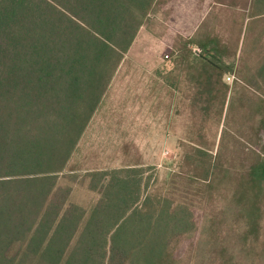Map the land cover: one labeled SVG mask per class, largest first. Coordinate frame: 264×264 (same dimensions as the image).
Listing matches in <instances>:
<instances>
[{"label":"trees","instance_id":"1","mask_svg":"<svg viewBox=\"0 0 264 264\" xmlns=\"http://www.w3.org/2000/svg\"><path fill=\"white\" fill-rule=\"evenodd\" d=\"M157 3L0 0V264H264V0L232 19L234 61L209 6L164 54L167 90L186 89L187 111L219 131L185 142L184 170L163 189L155 166L71 165ZM243 88L253 97L231 104Z\"/></svg>","mask_w":264,"mask_h":264},{"label":"rangeland","instance_id":"2","mask_svg":"<svg viewBox=\"0 0 264 264\" xmlns=\"http://www.w3.org/2000/svg\"><path fill=\"white\" fill-rule=\"evenodd\" d=\"M247 3L248 0H158L156 11L139 29L131 49L125 56L124 64L117 70V76H115L99 109L91 119L76 152L73 154L71 165L82 169L133 164L155 166L153 177L156 178V184L154 187L163 189L165 186L164 177L169 176L172 172L184 170L182 165L183 152H189L192 148L190 143L185 142L195 140L207 146L217 140L219 130L217 131L214 120L211 119L212 116L207 118L199 111L189 113L183 95L181 97L179 95L177 97L166 95L165 101L167 103H172L175 99L176 103H180V107L176 106L180 111L176 116L179 117H175L173 111L165 113L168 126L171 130H177L179 133L177 141L174 138L167 142L158 133L157 127H154L156 125L154 123L162 117L161 113L152 111L153 109L141 112L135 108L136 106H131L129 110L126 108L131 104L138 106L137 100L139 98L138 96L128 97L126 95L128 86L126 87V85L131 84L142 73L143 76L149 74V72L144 71L145 62L153 63V61L164 60L165 53L171 58L174 43L175 45L178 44L177 35L179 32L187 33L195 26L201 17V13L205 12L208 6L209 12L213 15L209 19V27L210 29L214 27L211 30L218 38L223 54L226 55L224 60L227 62L234 61L240 52L241 43L238 42L239 51L237 49V52L234 53L238 29L233 25L232 19L238 14L244 13ZM224 79L227 83L232 84L233 75L229 74ZM180 86L183 89L186 87V83ZM157 88L158 84L155 81L151 95L141 97L144 100V105L151 103L156 106L158 102H162L163 91ZM157 90L159 91V101L158 96H153ZM184 90L181 92L182 94H186L187 91ZM246 91L243 88L240 94L234 92L230 103L246 104L247 100L253 97H250ZM230 96L229 93L224 111L228 106ZM115 123H121V127L115 126ZM234 123L252 125V122L247 118L242 121L235 120ZM189 127L192 134L188 133ZM245 132L247 135L250 132L253 133L250 128L246 129ZM240 136L247 145L253 138L251 135ZM197 217L199 218V215Z\"/></svg>","mask_w":264,"mask_h":264},{"label":"crops","instance_id":"3","mask_svg":"<svg viewBox=\"0 0 264 264\" xmlns=\"http://www.w3.org/2000/svg\"><path fill=\"white\" fill-rule=\"evenodd\" d=\"M240 43H241V41H240ZM236 45H235V48L238 49L240 45L239 44L237 46ZM130 49H131V47H130ZM238 51H239V49H238ZM125 59H126V57H125ZM125 59L121 62L118 70L124 64ZM165 63H167V62H165L163 60L153 61V63L152 62H148V63L145 62L144 71L149 72V74H145V76H143V73H142V74L138 75V77L131 84L126 85V87L128 86V88H127L128 90H127V94H126L128 97L129 96L130 97L131 96L132 97L133 96L139 97L137 100L138 106L135 104H133V105L131 104V105L127 106L126 108H128V110H129L131 108V106H136L135 108L141 112H144V111L147 112V111H151L153 109L152 111H157L158 113H161L162 117L160 116L161 118L156 123H154V124H156V125H154V127H157L158 133H160L161 137L166 139V141L168 142V141H172L174 138H176V141H177V138H179V133L177 132V130H171L170 126H168L165 113L169 112V111L175 112L177 110L176 106H178V105H176V102H175L176 99H175V101L173 100V102L171 101L172 103H167L165 101V96L172 94V96H174V97L176 95L177 96L179 95V97H180L181 92L180 91L175 92V90H167V86L163 83L162 79L160 78L159 74L157 73L158 69H161L164 66H166V67L169 66V64H165ZM115 76H117V73L115 74ZM115 76L113 77L110 86L112 85ZM129 80H130V77H129ZM155 81L158 84L157 89L163 91L162 102L161 103L158 102L156 106H153L151 103L144 105L143 104L144 100L141 97L142 96L147 97V96L151 95L150 93H151V90L153 89V84ZM155 95L158 96V101H159L158 90L155 92V94L153 96L155 97ZM138 101H142V102H138ZM176 115L177 114L175 113V117H179ZM114 125L115 126L119 125L121 127V123H115ZM87 128H88V126H87ZM87 128H86V130H87Z\"/></svg>","mask_w":264,"mask_h":264},{"label":"built area","instance_id":"4","mask_svg":"<svg viewBox=\"0 0 264 264\" xmlns=\"http://www.w3.org/2000/svg\"><path fill=\"white\" fill-rule=\"evenodd\" d=\"M228 78V77H227Z\"/></svg>","mask_w":264,"mask_h":264}]
</instances>
